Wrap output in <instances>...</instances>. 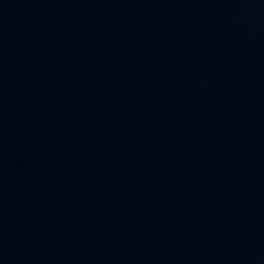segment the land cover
Segmentation results:
<instances>
[{"label": "water", "instance_id": "obj_1", "mask_svg": "<svg viewBox=\"0 0 264 264\" xmlns=\"http://www.w3.org/2000/svg\"><path fill=\"white\" fill-rule=\"evenodd\" d=\"M0 264H264V0H0Z\"/></svg>", "mask_w": 264, "mask_h": 264}]
</instances>
